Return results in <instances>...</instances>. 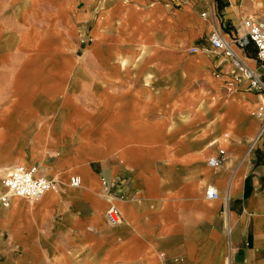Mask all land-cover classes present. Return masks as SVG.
I'll return each mask as SVG.
<instances>
[{"label":"crops","instance_id":"1","mask_svg":"<svg viewBox=\"0 0 264 264\" xmlns=\"http://www.w3.org/2000/svg\"><path fill=\"white\" fill-rule=\"evenodd\" d=\"M2 5L0 196L20 165L57 186L0 203V264H264V94L209 45L264 0ZM234 49L264 81L256 48Z\"/></svg>","mask_w":264,"mask_h":264},{"label":"built area","instance_id":"2","mask_svg":"<svg viewBox=\"0 0 264 264\" xmlns=\"http://www.w3.org/2000/svg\"><path fill=\"white\" fill-rule=\"evenodd\" d=\"M205 15V14H204ZM241 34L234 39H227L218 29H215L209 37L210 50L212 52L222 53L240 73L236 77L237 81L245 80L248 89L264 94V81L261 76L253 70L241 55H239L234 45L241 49L253 45L257 51L258 61L264 66V19L258 17H246L242 21ZM199 49L193 47L191 52H197ZM260 117L263 125L260 138L264 132V106L261 108ZM225 154L221 153L219 157H212L208 160L211 167H221L225 164ZM4 191L0 196V203L5 208H10L14 197L26 199L29 201H39L46 193L56 189L57 180L49 179L38 174L36 166H16L11 168L2 180ZM71 187L79 188L82 185L80 176H72L69 182ZM208 200L219 199L220 194L216 187L208 186L205 192ZM107 223L111 227L119 224V212L115 205L111 204L105 213Z\"/></svg>","mask_w":264,"mask_h":264},{"label":"rangeland","instance_id":"3","mask_svg":"<svg viewBox=\"0 0 264 264\" xmlns=\"http://www.w3.org/2000/svg\"><path fill=\"white\" fill-rule=\"evenodd\" d=\"M21 0H0V8H1V4H3L2 6H5L6 8V10H10V8H11V12L9 13V14H11V16H12V20H17L18 18H17V16L18 15H20V13H18L17 11H15L16 10V8H17V4L20 2ZM46 4V2H43V4ZM2 9V8H1ZM259 18V17H258ZM264 19V18H263ZM80 26H81V24H80ZM47 28H44V31H43V34H44V37L47 39V37H48V39L47 40H45V44H43L44 45V47H48L47 45H51V42H52V40H50V37L52 36V33H57L56 31H54V28L51 26V25H49V26H46ZM80 29H82V28H80ZM77 34H78V37H80V34H82V37L85 39V43L87 44V28H85V30L84 31H82V33H78L77 32ZM88 36H89V33H88ZM33 46L35 47V44H33ZM201 46V45H200ZM82 48H84V46L82 45ZM29 49H31L30 47H29ZM83 50V49H82ZM82 50H79V51H82ZM200 54V53H199Z\"/></svg>","mask_w":264,"mask_h":264}]
</instances>
